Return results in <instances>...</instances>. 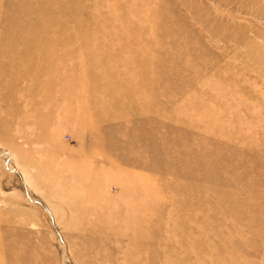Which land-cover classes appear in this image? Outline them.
<instances>
[{
  "label": "rangeland",
  "instance_id": "obj_1",
  "mask_svg": "<svg viewBox=\"0 0 264 264\" xmlns=\"http://www.w3.org/2000/svg\"><path fill=\"white\" fill-rule=\"evenodd\" d=\"M0 264H264V0H0Z\"/></svg>",
  "mask_w": 264,
  "mask_h": 264
}]
</instances>
